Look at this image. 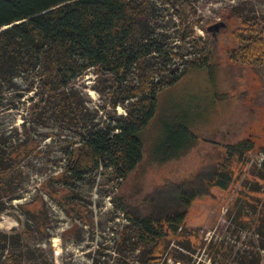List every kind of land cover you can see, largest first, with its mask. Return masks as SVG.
I'll return each instance as SVG.
<instances>
[{
    "label": "trees",
    "instance_id": "trees-1",
    "mask_svg": "<svg viewBox=\"0 0 264 264\" xmlns=\"http://www.w3.org/2000/svg\"><path fill=\"white\" fill-rule=\"evenodd\" d=\"M198 1L0 0V112L17 109L22 118L17 124L0 121V215L24 196L33 174L44 176L34 185L42 194L17 204L25 214L22 225L0 228V264H55L43 196L57 201L66 215L76 213L82 223L92 224L74 202L71 184L98 166L125 177L142 159L140 133L154 115L157 92L191 67L212 71L211 44L203 59L187 58L202 50L203 45L196 49L198 42L205 43L196 33V27L206 31ZM225 16L240 21L229 57L260 64L264 21L257 24L243 0L229 4ZM88 70L95 74L99 104L89 105L78 82ZM118 105L123 113L105 110ZM165 133L160 160L178 156L195 139L181 121L167 125ZM253 148L251 137L226 145L229 156L240 161ZM49 163L53 169H46ZM231 182L227 156L180 181L156 185L141 199L118 188L112 199L117 215L110 218L121 214L125 222L111 228L110 243L104 238L89 250L88 264H166L168 257L186 264L180 248L191 252L194 239H201L186 226L191 204ZM36 197L41 206L30 208ZM263 210L252 218L257 248L235 249L234 264L264 260ZM207 246L221 252L213 238Z\"/></svg>",
    "mask_w": 264,
    "mask_h": 264
},
{
    "label": "rangeland",
    "instance_id": "rangeland-1",
    "mask_svg": "<svg viewBox=\"0 0 264 264\" xmlns=\"http://www.w3.org/2000/svg\"><path fill=\"white\" fill-rule=\"evenodd\" d=\"M237 1L240 0H199L196 3L203 16L202 25L206 27V31L196 27V33L202 35L205 43L198 42L196 49L203 45L202 50L194 55L192 52L187 58L203 59L211 44L212 71L206 67H191L157 92L154 115L140 133L143 149L138 165L123 178H116L112 169L98 166L86 173L81 181L71 184L74 202L92 224L82 223L76 213L66 215L57 201L43 196L51 219L55 264H88L89 250L104 238L109 242L111 228L125 222L121 214L110 218L117 215L112 199L118 188L141 199L154 186L166 180L180 181L201 165L221 162L227 156L232 171L231 184L226 190L213 188L210 196L197 198L191 204L186 226L197 230L201 239H194L195 249L191 252L179 248L185 254L186 264H234L235 249L257 248L258 240L253 232L256 219L252 218L264 206V60L260 64L244 63L236 56L229 57L230 50L236 45L233 32L240 21L227 18L225 13L227 6ZM243 5L261 25L264 0H243ZM216 22L224 24L217 29H207ZM194 49L190 47L189 50ZM94 79L95 74L88 70L78 81L84 85L82 90L89 105L102 102V96L93 87ZM105 110L124 112L119 105L115 110L106 106ZM21 119L17 109L0 112V121L4 123L17 124ZM177 121L185 122L195 139L178 156L160 160L157 151L166 135V126ZM246 137L253 139L254 148L247 151L244 161L235 154L229 156L226 145ZM57 148L53 142V152ZM55 155L60 160L58 152ZM49 168L53 169V164H47L46 169ZM33 177L24 196L13 199L14 207L0 215L1 229L22 225L25 214L17 204L42 194L34 185L38 186L44 176L39 173ZM41 204V198L36 197L28 206L37 208ZM202 238L206 239L203 243ZM210 238L220 243L221 252H209L207 242ZM170 246H176V242L173 240ZM231 246L234 249L229 254ZM165 263L182 264L170 257ZM260 264H264V260Z\"/></svg>",
    "mask_w": 264,
    "mask_h": 264
},
{
    "label": "water",
    "instance_id": "water-1",
    "mask_svg": "<svg viewBox=\"0 0 264 264\" xmlns=\"http://www.w3.org/2000/svg\"><path fill=\"white\" fill-rule=\"evenodd\" d=\"M223 24H224L223 22H216V23H213L212 25H209L207 29H212V28L217 29L219 26Z\"/></svg>",
    "mask_w": 264,
    "mask_h": 264
}]
</instances>
